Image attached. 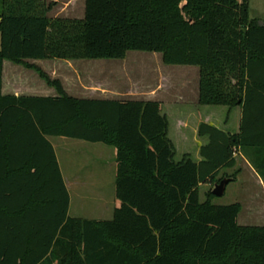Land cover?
Masks as SVG:
<instances>
[{
    "label": "trees",
    "instance_id": "1",
    "mask_svg": "<svg viewBox=\"0 0 264 264\" xmlns=\"http://www.w3.org/2000/svg\"><path fill=\"white\" fill-rule=\"evenodd\" d=\"M54 6L2 0L0 264H264V227L239 226L240 204L217 206L212 193L200 201L201 185L220 183L238 152L264 149V25L251 20L250 0H86L83 19H52ZM130 52L199 68V104L241 108V133L202 124V161L176 162L159 103L74 99L27 63ZM5 62L36 72L58 97L3 95ZM49 138L116 150L112 220L69 218Z\"/></svg>",
    "mask_w": 264,
    "mask_h": 264
},
{
    "label": "rangeland",
    "instance_id": "2",
    "mask_svg": "<svg viewBox=\"0 0 264 264\" xmlns=\"http://www.w3.org/2000/svg\"><path fill=\"white\" fill-rule=\"evenodd\" d=\"M1 9L2 0H0V12ZM250 18L264 25V0H250ZM144 59L149 61L145 62ZM36 62L27 61L28 64L40 68L52 80H59L64 89L76 97L129 100L140 99L155 90H158L161 96L167 98L171 94L173 96L187 94V89H185V85L180 79V71L178 69L174 71L173 67L164 65L161 54L130 52L128 60L124 63L122 61L105 60ZM4 69L3 79L7 89L10 88L14 79L22 88L35 84H40L42 88L47 87L45 81L36 72H32V70H28L23 66L5 62ZM15 70H18L21 74H16L15 77ZM202 110H204V114L214 112L215 116L218 117H215L211 125L230 133L235 132V126L239 124L242 117L239 109L230 112L226 107L203 106ZM163 113L169 116L170 138L179 143L175 137V119L173 115H170L166 109ZM212 116L213 114H211V118ZM228 121L231 122L229 128H227ZM49 140L55 147L57 158L64 173L80 170L83 175L95 178V183L103 179L102 181L106 184L109 183L110 177L114 175L110 163L115 149L102 144H91L66 138H49ZM191 140L183 145L179 143L180 151L176 154V162H179L187 153H190L193 160L197 159L196 144ZM238 153L236 167L232 170H223L217 179L222 181L226 176L231 178L237 174L236 181L228 185L223 197L216 198L213 202L217 206L240 204L242 209L238 217V223L241 227H264V194L260 190L259 184L252 181L250 168ZM242 156H246L245 153ZM262 175L264 177V174ZM114 179L115 177H113ZM262 179L264 181V178ZM215 184L217 183L201 185V203L208 200V195L214 190ZM94 197L98 199L99 196ZM104 203L111 207L113 200L107 198V202L101 200L83 202L73 196L69 216L74 217L76 208L86 210L83 209L86 206L89 207L91 212L95 213ZM110 215L104 219H111L112 215Z\"/></svg>",
    "mask_w": 264,
    "mask_h": 264
},
{
    "label": "crops",
    "instance_id": "3",
    "mask_svg": "<svg viewBox=\"0 0 264 264\" xmlns=\"http://www.w3.org/2000/svg\"><path fill=\"white\" fill-rule=\"evenodd\" d=\"M46 2L48 4L51 3L55 4V7L49 14V17L52 19L55 18L83 19L85 16L86 0H46ZM127 60H128V55L125 60H122V63H124ZM144 61L148 62L149 60L144 59ZM169 67H173L172 69H175L174 71H176L177 69L180 71L181 74L180 79L184 83L183 85H185V89H187V94L186 93L184 95L177 94L175 96L171 94V96L167 98L165 96H161V94L158 93V90H155L149 92L150 94L148 93V95L146 96H142V98L140 99L119 100V99L97 98V97H90V98L76 97L71 95L66 89L65 90L70 97L78 100L87 99V100H101V101H138V102L159 103L161 105L162 114L167 116L169 120V116L163 113L164 110L166 109L168 113L170 115H173V118L175 119V137L177 138L178 142L183 145L192 139L193 141L192 140L191 141L196 144V149H197L196 153L198 156L197 159L194 161L199 163L202 161L200 155L201 148L209 144V139L207 137L199 136V128L202 124H207L215 127L214 125L211 124L215 120V117L217 118L218 116L217 115L215 116L214 112L211 113L213 114L212 118H211V114H204V110H202L203 106L199 104L200 80H201L200 69L197 67H183V66H169ZM15 72L16 73H14V76L16 74H21V72H18V70H15ZM169 80L171 79L169 78ZM2 92L3 95L5 96H15V97H33V98L58 97L56 91L48 86L42 88L40 84H35L32 86L22 88V86H20L17 83L16 79L13 80L9 89L5 87L4 79H3ZM236 109H239L240 112L242 113L241 108H236ZM241 125H242V117L240 119L239 124L235 126L234 133H230L226 131L224 132L232 135H239L241 133ZM229 127H231L230 121H228L227 124V128ZM169 135H170V123H169ZM170 140L175 145L176 154H177L180 151L179 143H177V141H174L171 138ZM244 153L246 156H242V154L244 155ZM238 154H240L241 159H243L244 163L249 166L251 172L250 174L252 175V181L259 184L260 190L264 194V181L262 179L264 178L262 175L264 174V149L251 148V149H247L246 152L240 151V153ZM116 155L117 152L115 150V153L112 156V162L110 163L111 171L113 172L114 175L110 177V181L107 184L102 181L103 179H101L100 182L95 183V178L83 175L82 171L80 170L69 171L64 173L58 160L60 170L63 176V180L70 197V206H69L68 215L70 214L73 196H75L76 199L81 200L83 202H88V201L91 202L95 200L97 201L101 200L102 202H107V198L113 200V203H111L112 204L111 207H109V205H105L104 203L95 213L91 212L88 206H86V208H83L86 210H81V208H76L74 217L69 216V218L83 219L89 221H100V222L110 221L113 219L115 209L120 206V203L116 197V180H117ZM186 155H190V153H187L184 156ZM235 158L236 161H238L237 154ZM113 177H115L114 180ZM104 185H106L107 187H105ZM94 196L96 197L99 196V197L97 199ZM110 214L112 215L111 219L109 220L104 219Z\"/></svg>",
    "mask_w": 264,
    "mask_h": 264
},
{
    "label": "water",
    "instance_id": "4",
    "mask_svg": "<svg viewBox=\"0 0 264 264\" xmlns=\"http://www.w3.org/2000/svg\"><path fill=\"white\" fill-rule=\"evenodd\" d=\"M1 21V20H0ZM233 182L231 178H225L220 183L215 184L212 195L216 198H221L225 195L228 185Z\"/></svg>",
    "mask_w": 264,
    "mask_h": 264
}]
</instances>
